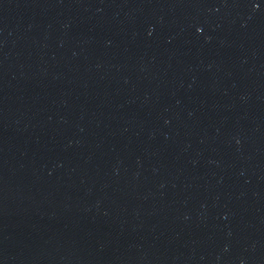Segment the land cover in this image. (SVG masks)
I'll use <instances>...</instances> for the list:
<instances>
[{"label": "water", "instance_id": "95a60500", "mask_svg": "<svg viewBox=\"0 0 264 264\" xmlns=\"http://www.w3.org/2000/svg\"><path fill=\"white\" fill-rule=\"evenodd\" d=\"M0 264H264V0H0Z\"/></svg>", "mask_w": 264, "mask_h": 264}]
</instances>
